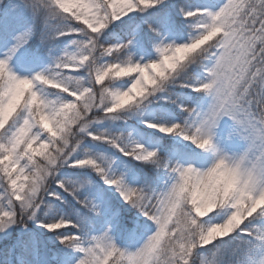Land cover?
<instances>
[{
  "label": "snow or ice",
  "instance_id": "snow-or-ice-1",
  "mask_svg": "<svg viewBox=\"0 0 264 264\" xmlns=\"http://www.w3.org/2000/svg\"><path fill=\"white\" fill-rule=\"evenodd\" d=\"M2 264H264V0H0Z\"/></svg>",
  "mask_w": 264,
  "mask_h": 264
},
{
  "label": "rangeland",
  "instance_id": "rangeland-1",
  "mask_svg": "<svg viewBox=\"0 0 264 264\" xmlns=\"http://www.w3.org/2000/svg\"><path fill=\"white\" fill-rule=\"evenodd\" d=\"M4 244H5V242L4 241H0V249L2 250L3 249V247H4ZM2 253V252H1Z\"/></svg>",
  "mask_w": 264,
  "mask_h": 264
},
{
  "label": "trees",
  "instance_id": "trees-1",
  "mask_svg": "<svg viewBox=\"0 0 264 264\" xmlns=\"http://www.w3.org/2000/svg\"><path fill=\"white\" fill-rule=\"evenodd\" d=\"M0 250H1V249H0ZM3 259H4L3 254L0 252V264H2Z\"/></svg>",
  "mask_w": 264,
  "mask_h": 264
}]
</instances>
